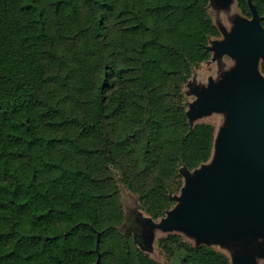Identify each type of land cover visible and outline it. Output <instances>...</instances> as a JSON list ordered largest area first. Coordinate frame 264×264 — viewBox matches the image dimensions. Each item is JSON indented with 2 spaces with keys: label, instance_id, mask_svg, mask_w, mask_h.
<instances>
[{
  "label": "trees",
  "instance_id": "16d2710c",
  "mask_svg": "<svg viewBox=\"0 0 264 264\" xmlns=\"http://www.w3.org/2000/svg\"><path fill=\"white\" fill-rule=\"evenodd\" d=\"M206 4L0 0V264H160L121 228V188L158 217L210 155L182 93L217 33ZM164 242L178 264H229Z\"/></svg>",
  "mask_w": 264,
  "mask_h": 264
},
{
  "label": "water",
  "instance_id": "95a60500",
  "mask_svg": "<svg viewBox=\"0 0 264 264\" xmlns=\"http://www.w3.org/2000/svg\"><path fill=\"white\" fill-rule=\"evenodd\" d=\"M235 43L246 47L254 62L264 52V28L254 17L241 21L213 47L215 55L232 58ZM210 49L206 44L205 50ZM198 94L200 110L228 109L229 125L212 167L203 165L195 171L201 185L189 179L182 205L162 220V226L201 238L233 235L238 229H252L264 237V79L259 71H231L218 82L210 80ZM239 264L250 262L241 258Z\"/></svg>",
  "mask_w": 264,
  "mask_h": 264
},
{
  "label": "rangeland",
  "instance_id": "374dc122",
  "mask_svg": "<svg viewBox=\"0 0 264 264\" xmlns=\"http://www.w3.org/2000/svg\"><path fill=\"white\" fill-rule=\"evenodd\" d=\"M235 11V8L231 9ZM231 11V13H232ZM210 15L214 22L217 14L214 8L210 6ZM220 26L217 33L208 38L207 45L211 46L210 58L201 61L195 66L190 76L182 85V93L185 101V113L190 120V126L195 123H209L214 126L213 142L209 157L206 161L199 163L197 166L187 168L181 166L179 171L180 182L170 193L172 200L170 206L158 217H152L143 208L137 200L133 201L131 193L121 188V200L124 209V216L121 220V228L128 230L131 234L132 241L136 247L154 261L160 264H178L181 257L180 251L176 250L175 244L167 245L164 237L168 234H174L179 237L182 243H188L193 246L206 245L214 248L226 255L229 264H239L241 258H246L250 264H264V237L252 229L236 230V234H219L216 237H199L184 229L163 228L162 220L182 205L181 197L184 196V190L189 186V179H192L195 185H201L202 179L195 175V171L201 169L203 165L212 167L216 158L218 149L222 144V132L229 125L230 111L228 109H215L211 111L200 110L198 92L206 90L210 80L218 82L223 74L231 71H218L221 58L227 68H230L231 58L228 54L221 56L215 55L214 46L223 42L224 35L230 31V22L227 15L219 14ZM215 57L217 59H215ZM264 79L262 71H259ZM199 189V188H197ZM137 199V198H136ZM236 235V236H235ZM179 255V258H178Z\"/></svg>",
  "mask_w": 264,
  "mask_h": 264
},
{
  "label": "flooded vegetation",
  "instance_id": "af4514ba",
  "mask_svg": "<svg viewBox=\"0 0 264 264\" xmlns=\"http://www.w3.org/2000/svg\"><path fill=\"white\" fill-rule=\"evenodd\" d=\"M210 6L214 8L215 13L217 14L215 22L209 12ZM232 8H235V11H232ZM206 9L216 28L220 26V13L225 16L227 15L230 22V28L238 26L241 24V21L249 20L253 17L256 19L259 27L264 28V0H207ZM240 45L235 43V52L232 58L230 57L231 71H262L264 75V52L259 51L260 53L254 59V62H252V55L245 51L246 47H240ZM207 52L209 55L206 59L211 56L209 50H207ZM216 56H218V54H216ZM215 59L217 58L215 57ZM227 67L228 66H226L223 58H221L218 71H226Z\"/></svg>",
  "mask_w": 264,
  "mask_h": 264
}]
</instances>
